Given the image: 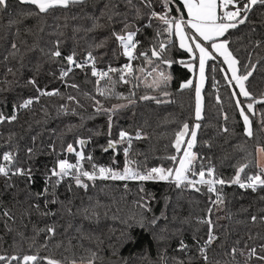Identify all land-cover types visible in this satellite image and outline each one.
I'll return each instance as SVG.
<instances>
[{
	"label": "trees",
	"instance_id": "obj_1",
	"mask_svg": "<svg viewBox=\"0 0 264 264\" xmlns=\"http://www.w3.org/2000/svg\"><path fill=\"white\" fill-rule=\"evenodd\" d=\"M107 2L108 0H87L84 5L73 6L66 12L59 11L56 14L57 18H47L42 33L23 36V39L30 44L33 42L37 44L35 49L26 53L23 68H20L16 62L5 63L2 59L7 54L5 50L10 48V41L21 39L15 36L16 26L9 29L8 21L17 18L22 6L17 3V0H10L11 7L6 13L0 14V81L5 79L7 67L19 68L15 77L17 84L7 91L0 92V111L9 114L15 103L37 94L35 89L27 84V80L33 77L42 89L49 91L59 89L62 94L41 97L40 102L32 105L30 109H21L16 122L0 125V150H7L5 142L12 134L14 150L18 151L20 165L30 166L35 170L34 182L30 186L26 184L23 177H13L11 183L16 186L5 188V178L0 177V202L12 208L17 216V223L12 227L29 238L33 237L34 229H45L55 225L57 234L46 250L41 249L40 255H50L61 260L67 258L66 264H71L73 256L77 260L81 256H87V249L98 253L96 264H178L179 261H183L184 264H202L193 237L206 238L207 225L199 224L197 220L207 213L209 207L207 195L189 189H178L167 181L143 182L144 192L139 191L141 182L138 181L97 180L95 186H90L87 192L75 187L72 192H68L66 183L61 184L56 189V195L60 201H64L68 207L72 208L73 213H77V209L98 203V216L91 219H86L79 213L69 214L59 203L48 206L51 211L56 212L55 216L42 215L45 211L43 198L38 200L34 195H28L43 190L45 168L51 166L58 156L64 158L62 146L66 147L68 143L75 145V140L78 138L91 139V142L83 147V151L86 155L91 153L98 165H112L113 151L103 152L101 149V146H106L109 138L107 116L94 114L90 101L81 94V92H94L90 75L86 80L84 73L76 70L68 78L69 83L75 82L80 85L81 92L65 87L64 81L59 79L61 63L49 61L40 51V48L47 51L59 37L64 55L75 50L78 58H83L90 45L99 43L110 34L111 28L85 31L92 26V17L99 16ZM115 2L118 3L119 10L127 12L131 19L133 14L125 6L124 0H115ZM154 4L159 10V3L154 0ZM35 23L33 19H27L20 26L21 30L27 27L35 30ZM251 24L255 27V32H252L248 25H241L237 30H233L231 36V47L243 63L247 62L248 52L252 51L251 42L264 39V9L255 10L251 16ZM112 27L116 30L120 29L119 18ZM152 35L153 30L147 29L144 35L138 38L147 47ZM116 47L114 40H109L105 47L98 50L97 55L102 57L98 60V67H105L109 63L115 67L125 62L122 56H114ZM256 51L264 56V50ZM172 55L177 60L187 59V54L178 48L172 49ZM256 58L253 56V62ZM37 67L39 71L36 70ZM169 71L173 76L168 85L171 95L162 97L168 102L157 105L152 101H138L134 106L119 110L113 117V139L118 138L121 129L133 134L140 129L147 136V139H134L130 153V159L138 161L141 169L161 164L170 166V162L164 158L173 151L169 145L174 132L183 121L195 123L194 91L179 89L182 81L192 78V73L180 64H174ZM207 76L202 89L203 119L200 121L201 128L197 132V144L194 151L202 157H207L203 162L207 164L211 161L218 175L230 178L234 175L237 163L243 162L247 153L255 156L256 148L264 146V127L260 122L262 109L259 104L255 106L257 114L252 117L254 136L246 137L243 133V123L229 98V89L226 87L223 74L219 72L215 74L217 88H213L211 71H208ZM7 79L11 80L12 77L8 76ZM150 79L149 77V81ZM128 87L121 85L118 91L127 95ZM247 87L257 97L264 93V63L258 64L253 76L247 82ZM146 92L150 95L156 94L147 89L142 82L137 89V94ZM68 94L77 95L84 105L82 109L77 108V115H73L71 111L65 114L60 110L61 104L69 109L76 107L66 100ZM217 95L221 97L222 105L217 104ZM241 99L243 100L242 97ZM116 103H126V101L110 99L105 102V106ZM225 112L229 117L227 121L223 119ZM225 126L229 128L228 133L221 130ZM33 136L37 137L35 144L32 142ZM50 144L55 145V153L49 147ZM29 147L34 148L31 160L26 151ZM122 147L118 149L119 155L115 156L118 162L116 167L120 169L124 166ZM242 148H246L247 152L242 151ZM67 158L73 160L70 154ZM130 166L136 167V164ZM125 183L127 190L124 187ZM223 192L226 209L219 213L221 219L216 232L221 241L226 240L224 247H230L237 239L246 240L249 231L253 236L257 232L264 234V228L248 222L251 214L259 213L261 209H264V200L260 199L264 196V192L254 193L251 190H242L236 185L224 187ZM141 197L147 201L150 211L137 206V201ZM68 201H71L70 205L67 204ZM35 203L41 206L39 212L35 209L25 212L29 205ZM245 209L247 211H244ZM226 213L231 215V220L225 218ZM162 214L167 217L166 220L160 218ZM142 217L144 227L138 223ZM153 217L160 218L156 225L150 224ZM15 234V232H9L4 227L3 221H0V238H2L0 250L11 251L9 245L13 244ZM122 234L130 236L131 240L125 242ZM45 239V233L40 232L36 237L37 244H42ZM181 240L189 245L187 252L177 250ZM57 245L61 246L57 247ZM23 247L27 249L28 242H25ZM223 250L220 241H217L208 255L210 258L220 260ZM223 259L228 258L223 257Z\"/></svg>",
	"mask_w": 264,
	"mask_h": 264
},
{
	"label": "snow or ice",
	"instance_id": "obj_2",
	"mask_svg": "<svg viewBox=\"0 0 264 264\" xmlns=\"http://www.w3.org/2000/svg\"><path fill=\"white\" fill-rule=\"evenodd\" d=\"M86 2L87 0H17V3L22 7L16 19H9L8 27L11 29L16 26L15 36L21 37V39L10 41V48L5 50L7 54L3 56V61L5 63L16 62L20 68H23L26 53L37 47L35 42L30 44L26 39H23V36L42 33L47 18H57V12H66L73 6L84 5ZM156 2L159 3V10L154 4V0H124L125 6L133 14L129 19L128 13L121 12L115 0H108L100 11V15L92 17V26L85 31L111 28L110 34L99 43L90 45L83 58H78L75 50L64 55L61 51L59 37L47 51L40 48L49 61L61 63L59 79L64 81L65 87L81 92L80 85L75 82L69 83L68 78L76 70L84 73L86 80L90 75L94 92H81V94L90 101L94 114L107 116L109 138L106 146H101V149L103 152L112 150L114 155L112 165H98L91 153L86 155L83 151V147L86 143H90L91 139L78 138L75 140V145L68 143L66 147L62 146L64 158L58 156L51 166L45 168L43 190L28 195H34L38 200L43 198L45 211L42 212V215L55 216L56 212L51 211L48 206L59 203L69 214L79 213L86 219H91L98 216V203L77 209V213H73L71 207L59 200L56 189L66 183L68 192H72L74 187L87 192L90 186H95L97 180H110L141 182L139 191L144 192L143 182L167 181L178 189H189L208 196L207 213L197 220V223L207 225L206 238L193 237L202 264H264V234L257 232L253 236L249 231L246 240L237 239L232 242L230 247H224L226 240L221 241L216 232V227L221 219L219 213L226 209L224 187L236 185L242 190H251L254 193L264 192V146L256 148L255 156L252 153H247L244 161L237 163L234 175L230 178L218 175L211 161L205 164L203 161L207 157H202L194 151L197 144V132L201 128L200 121L203 119L202 89L208 78V71L213 74V88L218 87L215 74L217 72L223 74L226 87L229 89V98L233 102L232 106L238 112L243 123L244 135L248 138L254 136L252 117L257 114L255 107L257 104L261 105L260 122L264 127V93L257 97L247 87V82L253 76L258 64L264 63V56L259 55L256 51L257 49L264 50V39L251 42L252 51L248 52L246 63L241 62L231 47L233 30H237L241 25H248L250 30L255 32V27L251 24V16L256 9H264V0H156ZM10 7V0H0V14L6 13ZM118 18L121 27L116 30L112 26ZM27 19H33L36 22L35 30L32 27L21 30L20 26ZM147 29H152L153 35L148 41V46L145 47L143 41L138 37L143 36ZM109 40H114L117 45L113 53L114 56H122L125 62L115 67L111 63L105 67H98V60H101L102 57L98 56L97 52L105 47ZM173 48L183 50L187 54V59H175L172 55ZM253 56L257 57L255 62H253ZM174 64L182 65L193 74V77H196L195 81L189 78L179 85L181 91H194L195 123L190 124L188 121H183L174 132L169 145L173 151L164 158L170 162V166L161 164L141 169L138 161L130 159V153L133 140L147 139V136L140 129H137L134 134L121 129L118 138L113 139V117L119 110L134 106L138 101H152L157 105L168 102L162 97L171 95L168 85L173 76L169 69ZM36 70L39 71V67ZM18 71L19 68L15 66L7 67L5 79L0 81V92L7 91L17 84L15 77ZM8 76H11L12 79L8 80ZM142 82L147 89L156 94L150 95L146 92L138 95L137 89ZM27 84L31 85L37 94L15 103L9 114L0 111V125L16 122L19 118V111L30 109L32 105L40 102L41 97L62 95L59 89L51 91L42 89L35 77L28 79ZM121 85L129 86L127 95L118 91ZM110 99L123 100L126 103H116L106 107L105 102ZM66 100L76 107L69 109L66 105L61 104L60 110L65 114L71 111L73 115H77V108L84 107L77 95L68 94ZM216 102L222 105L219 95L216 96ZM223 119L225 121L229 119L226 112L223 114ZM221 130L224 133L229 132L227 126ZM36 139V136L32 137L33 144ZM5 143L7 150H0V177L5 178V188L16 186L11 183L13 177H23L26 184L30 186L34 182L35 170L30 166L20 165L18 151L14 150L12 134L9 135ZM121 146H123L124 155L122 169L116 167L118 162L115 159V156L119 155L118 149ZM49 147L53 153L56 152L54 144H50ZM241 150L247 152L246 148ZM26 151L29 160H31L34 148L29 147ZM68 154L73 157V160L67 158ZM198 161L199 166L197 167ZM132 164H136V167H131ZM124 187L127 190L126 183ZM260 199L264 200V196H261ZM67 204L70 205L71 201H68ZM137 206L145 211L151 210L144 197L137 201ZM40 208V204L35 203L29 205L25 212H30L32 209L39 212ZM214 215L215 219H213ZM160 218L167 219L163 214ZM160 218L153 217L150 224L156 225ZM225 218L231 220L232 217L226 213ZM0 221H3L4 227L9 232L16 233L13 237V244L9 245L11 251L0 250V264H66L67 258L61 260L50 255H40L41 249L46 250L51 240L55 238L57 234L55 225L45 229H34L33 237L29 238L23 232L12 227L17 223V216L12 208L4 206L2 202H0ZM248 222L264 228V209H261L259 213L251 214L248 217ZM138 223L141 227L145 226L143 217ZM40 232L45 233L46 239L42 244H37L36 237ZM88 238L91 239V237ZM123 239L128 242L131 237L123 235ZM217 241H220V246L224 249L220 260L210 258L208 255ZM25 242H28L27 249L23 247ZM59 246L61 245H57V247ZM177 250L187 252L189 245L181 240ZM86 252L88 255L81 256L79 260L73 256L71 264H96L98 253L91 249H87ZM223 257L228 259L224 260ZM178 264H184V262L179 261Z\"/></svg>",
	"mask_w": 264,
	"mask_h": 264
},
{
	"label": "rangeland",
	"instance_id": "obj_3",
	"mask_svg": "<svg viewBox=\"0 0 264 264\" xmlns=\"http://www.w3.org/2000/svg\"><path fill=\"white\" fill-rule=\"evenodd\" d=\"M192 79H194V81H195V79H196V77H193V74H192Z\"/></svg>",
	"mask_w": 264,
	"mask_h": 264
},
{
	"label": "water",
	"instance_id": "obj_4",
	"mask_svg": "<svg viewBox=\"0 0 264 264\" xmlns=\"http://www.w3.org/2000/svg\"><path fill=\"white\" fill-rule=\"evenodd\" d=\"M85 146H86V145H85ZM85 146H84V147H85Z\"/></svg>",
	"mask_w": 264,
	"mask_h": 264
}]
</instances>
